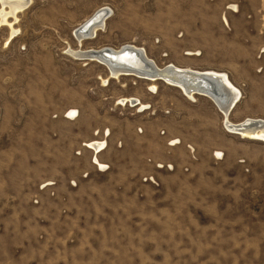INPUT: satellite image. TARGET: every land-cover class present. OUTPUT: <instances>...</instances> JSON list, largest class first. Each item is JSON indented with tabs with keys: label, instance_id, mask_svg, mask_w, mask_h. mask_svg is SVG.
I'll return each instance as SVG.
<instances>
[{
	"label": "rangeland",
	"instance_id": "374dc122",
	"mask_svg": "<svg viewBox=\"0 0 264 264\" xmlns=\"http://www.w3.org/2000/svg\"><path fill=\"white\" fill-rule=\"evenodd\" d=\"M28 6L15 37L0 26V152L29 161L16 165V206L0 213V264H264V142L227 133L208 97L111 78L67 52L136 45L160 67L225 72L241 91L233 123L264 119V0ZM106 7L104 27L78 41ZM94 140L105 141L98 154Z\"/></svg>",
	"mask_w": 264,
	"mask_h": 264
},
{
	"label": "bare ground",
	"instance_id": "6f19581e",
	"mask_svg": "<svg viewBox=\"0 0 264 264\" xmlns=\"http://www.w3.org/2000/svg\"><path fill=\"white\" fill-rule=\"evenodd\" d=\"M29 3L30 0H0V26H9L11 29L8 41L18 34V30L14 27V24L17 21L18 13L28 8ZM107 15H111L108 7L100 8L94 11V13L89 16L87 20L82 22L74 30V36L78 39V41L85 37L93 38L96 33H98V30L104 27ZM9 18H12L15 22ZM67 52L76 59L96 61L105 65L109 72L108 75L111 78H117L121 75H133L149 81L162 80L170 86L177 87L184 94L186 93L187 96L192 98H195V94H205L215 98L217 103H221L224 97V92L222 90V87L224 86L220 85L222 81L218 78L219 76L224 77L226 84L236 91V95L239 93V89L228 80L226 73L199 71L190 68L183 69L178 68L171 63L160 67L152 58L149 57L145 48L140 49L136 47V45L131 46L127 44L119 49L110 48L109 46L101 47L99 49L69 48ZM213 81L214 85H212ZM152 87H155V85H152ZM230 92L231 91H229V93ZM121 101L123 103L127 102L134 104L136 99L124 98ZM236 101L237 99L234 100V102ZM223 110L227 115L229 109L223 108ZM68 113L67 116L69 118L74 119L77 116V112L74 110L70 112V114ZM227 117L226 120H224L226 131L241 135L244 138L264 142V119L246 118L240 123H232L229 122ZM94 141L95 142H87L85 145L92 148L94 152L98 154L105 149V141ZM171 142H174V140ZM95 153L92 156V162L99 165L103 169L107 168L105 167V164L101 163L98 155ZM214 155L218 159L223 158V154L221 155L219 152H215ZM52 183V181H47L42 187Z\"/></svg>",
	"mask_w": 264,
	"mask_h": 264
},
{
	"label": "crops",
	"instance_id": "0c3cea01",
	"mask_svg": "<svg viewBox=\"0 0 264 264\" xmlns=\"http://www.w3.org/2000/svg\"><path fill=\"white\" fill-rule=\"evenodd\" d=\"M263 51H264V49H263ZM187 52H192V53L195 52L194 55L201 54V51H199V50H197V51L190 50V51H187ZM172 64L174 66L178 67V68H183V69L190 68V69H195V70H199V71H214V72H218V73H225V72H222V71H219V70H216V69H211V68L202 70V69H198V68L179 66V65H177L175 63H172ZM226 76H227L228 80L235 87H238L231 80V78H230V76L228 74ZM218 78L220 79V81H222L221 83L219 82L220 85L224 86V87H222V90L224 92V97H223L221 103H217L216 99L211 97V96H209V95H205V94H195V95H201V96H205V97H208L209 99H211L215 103V105L217 106L219 113L223 115V120H225V118L228 116L227 119H229V121H231L233 123L235 121H233L231 119L230 114L233 113V111L236 109L237 105L241 102V98L240 99L237 98V101L234 102V100H236L235 99L236 91L233 90L231 87H229L226 84L223 76H219ZM229 91H231L232 94H231V92L229 93ZM228 94H229V96H228ZM185 95H186V93H185ZM223 108L229 109L227 115L224 112ZM245 118H248V117H245ZM250 118H254V117H250ZM226 132L230 133L228 131H226ZM108 134H110L109 130H107V135ZM173 140H174V142H170L171 145L180 143L182 141L180 138H175ZM217 152L222 153L223 154V158H224L225 154H224L223 151H219L218 150ZM211 159H216V158L211 157ZM28 162H29L28 161V156L25 155V154L20 156V157H17L16 156V152H11L10 154H7V155H5L2 152H0V198L3 199V204H0V213H5V212H9L10 213L11 209L16 206L15 204L12 203L11 199L15 198V196L17 195L18 185H19L20 181L21 182L22 181L26 182V174H24V176L22 178H20L21 180L19 179L20 181L18 182V180H17L18 174H17V171H16V169H17L16 165H24L25 166V164H27ZM160 165H159V167H162V164H160ZM14 211H16V209ZM1 218L5 219L4 217H1ZM10 234H11V230L8 229L9 237H10Z\"/></svg>",
	"mask_w": 264,
	"mask_h": 264
},
{
	"label": "built area",
	"instance_id": "2783aa9c",
	"mask_svg": "<svg viewBox=\"0 0 264 264\" xmlns=\"http://www.w3.org/2000/svg\"><path fill=\"white\" fill-rule=\"evenodd\" d=\"M239 97H240V90H239V93L236 95V98L235 99H237Z\"/></svg>",
	"mask_w": 264,
	"mask_h": 264
},
{
	"label": "water",
	"instance_id": "95a60500",
	"mask_svg": "<svg viewBox=\"0 0 264 264\" xmlns=\"http://www.w3.org/2000/svg\"><path fill=\"white\" fill-rule=\"evenodd\" d=\"M215 78V77H214ZM212 85H214V81L212 82Z\"/></svg>",
	"mask_w": 264,
	"mask_h": 264
}]
</instances>
